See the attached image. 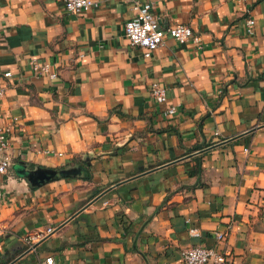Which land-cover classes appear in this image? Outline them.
<instances>
[{
	"label": "crops",
	"instance_id": "obj_1",
	"mask_svg": "<svg viewBox=\"0 0 264 264\" xmlns=\"http://www.w3.org/2000/svg\"><path fill=\"white\" fill-rule=\"evenodd\" d=\"M93 1L69 14L62 0H0L12 160L0 264H183L198 244L264 264V0H156L163 28L186 24L198 41L165 36L149 57L123 33L137 0ZM31 57L57 77H32ZM20 162L79 172L33 186Z\"/></svg>",
	"mask_w": 264,
	"mask_h": 264
},
{
	"label": "built area",
	"instance_id": "obj_2",
	"mask_svg": "<svg viewBox=\"0 0 264 264\" xmlns=\"http://www.w3.org/2000/svg\"><path fill=\"white\" fill-rule=\"evenodd\" d=\"M65 11L69 14H79L96 8L98 3L93 0H62ZM156 0H137L132 4L134 15L124 23L123 33L128 38L132 46L141 47L144 49V56L149 57L151 53L163 43L165 36H170L179 43H187L189 41H198V37L194 34L190 26L186 24H176L163 28L159 23L158 15L153 11ZM246 1V0H234ZM254 20L251 17L245 19L246 32L253 33ZM26 69L32 77H42L53 80L57 77L55 71H50L47 63L41 62L36 58H29L26 63ZM11 72L7 71L0 76V100L4 94V86L2 79L8 78ZM150 94L156 103H163L166 100V88L158 83H153L150 86ZM1 110V105H0ZM176 111V106H169L166 114H173ZM9 128L0 127V175H5L12 160L8 152L10 147ZM51 228L45 231L30 234L24 237V243L27 247H32L36 242L44 239L50 232ZM188 233L191 236L199 235L198 231L189 228ZM216 239H224V234L216 233ZM183 264H230L229 258L221 252H218L214 247L205 245H193L184 248L181 251ZM45 264H52V258H46Z\"/></svg>",
	"mask_w": 264,
	"mask_h": 264
},
{
	"label": "water",
	"instance_id": "obj_3",
	"mask_svg": "<svg viewBox=\"0 0 264 264\" xmlns=\"http://www.w3.org/2000/svg\"><path fill=\"white\" fill-rule=\"evenodd\" d=\"M14 167L19 175L27 180L31 185H41L47 181L54 180L60 176L76 175L79 172L78 168H64L60 170H53L49 168L37 167L34 169L27 168L26 164L18 163Z\"/></svg>",
	"mask_w": 264,
	"mask_h": 264
}]
</instances>
